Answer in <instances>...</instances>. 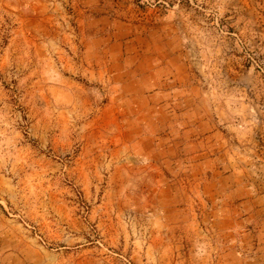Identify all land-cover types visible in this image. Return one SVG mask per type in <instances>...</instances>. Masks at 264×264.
<instances>
[{
  "label": "rangeland",
  "instance_id": "obj_1",
  "mask_svg": "<svg viewBox=\"0 0 264 264\" xmlns=\"http://www.w3.org/2000/svg\"><path fill=\"white\" fill-rule=\"evenodd\" d=\"M0 264H264V0H0Z\"/></svg>",
  "mask_w": 264,
  "mask_h": 264
}]
</instances>
